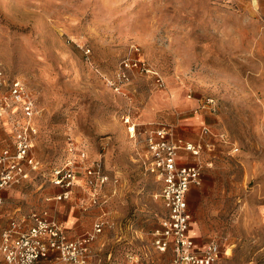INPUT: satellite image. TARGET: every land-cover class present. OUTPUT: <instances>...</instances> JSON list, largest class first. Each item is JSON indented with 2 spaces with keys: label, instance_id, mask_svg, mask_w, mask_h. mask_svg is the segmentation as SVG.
Segmentation results:
<instances>
[{
  "label": "rangeland",
  "instance_id": "rangeland-1",
  "mask_svg": "<svg viewBox=\"0 0 264 264\" xmlns=\"http://www.w3.org/2000/svg\"><path fill=\"white\" fill-rule=\"evenodd\" d=\"M124 59L157 71L163 87ZM0 69L35 98L33 149L45 166L43 176L0 193L2 226L10 215L65 203L48 198L47 175L67 157L70 136L109 178L100 201L109 224L84 264H168L170 250L152 245L166 215L154 198L159 184L142 163L146 130L164 123L210 145L188 193L190 233L219 245L213 264H264V0H0ZM173 88L187 106L155 105L174 99ZM194 114L198 122L187 123ZM75 204L80 234L102 213Z\"/></svg>",
  "mask_w": 264,
  "mask_h": 264
},
{
  "label": "built area",
  "instance_id": "built-area-1",
  "mask_svg": "<svg viewBox=\"0 0 264 264\" xmlns=\"http://www.w3.org/2000/svg\"><path fill=\"white\" fill-rule=\"evenodd\" d=\"M121 65L154 76L155 83L163 87L161 75L136 59H124ZM124 75V73H123ZM0 116L10 105L21 109V117L13 121L15 133L13 147L0 148V191L12 184L30 179L32 172L43 171V163L37 160L30 150L36 129L32 123L38 112L35 98L19 78L8 79L0 69ZM130 137H134L136 123L127 114L123 117ZM202 132H208L207 127ZM203 149L201 141L191 142L177 137L173 126L158 123L146 130L145 159L143 168L161 183L160 197L166 215L153 232V246L160 252L168 249L172 258L168 264H213L219 254V245L211 241L201 250H196L194 241L188 234L191 214L188 210L186 193L201 181ZM236 149V148H235ZM187 151L192 162H179V151ZM78 173L90 187L88 205H100L99 195L109 180L100 159L87 160L85 151L76 141L67 137V157L59 164L49 168L47 180L61 188L54 196L56 200L70 197L78 181ZM29 221L25 228L22 224ZM109 221L104 214L97 217L92 228L80 236L69 239L62 225L45 211H30L27 215L11 219L7 226L0 227V264H36L50 253L55 259L67 264H80L88 253L90 243Z\"/></svg>",
  "mask_w": 264,
  "mask_h": 264
},
{
  "label": "crops",
  "instance_id": "crops-1",
  "mask_svg": "<svg viewBox=\"0 0 264 264\" xmlns=\"http://www.w3.org/2000/svg\"><path fill=\"white\" fill-rule=\"evenodd\" d=\"M175 89V90H174ZM5 91V88H3L1 91H0V96H1V94L3 93ZM172 92L173 93H171L172 94V96H173V94H174V99H164L163 100V102H162V104L160 103V104H155V105H157L158 107H161V106H166V107H169V106H172L173 105V103H175V104H179V106H181V107H183V106H187V101H185L184 99H183V97H182V95H181V91H178V90H176V88H173L172 89ZM172 98V97H171ZM38 113V112H37ZM36 113V114H37ZM36 114L34 115V117H33V119H32V123H33V125H34V127L36 126V124H35V121H34V119H35V116H36ZM21 115H22V113H21V109H20V107L18 106V105H16V104H12V105H10L9 106V108H8V110H7V112L3 115V116H0V128H1V130L4 132H2L3 134H8L9 136H10V141H8L7 143H1V141H0V148H4V147H8V148H10V149H12V147H13V136H14V133H15V128H14V125H13V121L15 120V119H18V118H20L21 117ZM201 115L200 114H194V115H192V116H189L188 117V119H187V123H191V124H196L197 122H198V120H199V117H200ZM35 129H36V127H35ZM37 132V131H36ZM177 136V135H176ZM178 137V136H177ZM74 139V138H73ZM75 141H76V143L85 151V153H86V156H87V160H90V157H89V155H88V153H87V150L85 149V147H84V145L80 142V141H78V140H76V139H74ZM192 142H198V141H201V140H198V141H193L194 139H190ZM202 143H203V149L204 148H206V147H208V148H210V145H209V143L208 142H204V141H201ZM33 147H34V141H33V146H32V148H31V150H30V153L37 159V160H39V161H41L42 162V159H40L39 157H37L36 156V154H35V152H34V149H33ZM203 149H202V151H203ZM66 153H67V141H66ZM178 161L179 162H182V161H184V162H187V163H189V162H192L193 161V158L189 155V153L187 152V151H183V150H181V151H179V156H178ZM44 168H45V166L43 165V168L41 169L42 171H43V173L45 172V170H44ZM49 169V168H48ZM43 173H41V174H39V172H32L31 173V178L30 179H26V180H22L21 182H19V183H16V184H12V185H10V186H8V187H11V186H15V185H18V184H20V183H24V182H32L34 179H36L38 176H43L44 174ZM148 173V172H147ZM79 175H78V181H77V185L73 188V190H72V192H71V195H70V197L69 198H67V199H63V200H65V203H63V204H60V206H59V208H58V210L57 211H53L52 213H50V212H48L47 210H45V209H42V210H31V211H45V212H47V214L50 216V217H52V218H54V219H56L61 225H62V227H63V229H64V231H65V233H66V235H67V237L69 238V239H74V238H76V237H78V236H80L81 234H83L84 232H86V231H84L83 233H80V234H78L79 233V231H75V230H73L74 228H75V225H76V220H75V217H73L72 216V209L74 208V206H76V204L75 203H77L78 205H79V202H80V205H79V207L80 208H85V206L87 205V201H88V197H89V190H90V187L89 186H87L85 183H84V178H83V175L81 174V173H78ZM150 174V173H149ZM152 175V174H151ZM50 183V182H49ZM51 185H52V187H50L49 188V190L52 192V193H54L53 194V196H50V197H48L49 199H54V200H56L55 198H54V196L56 195V194H58L60 191H61V188L60 187H58V186H56V185H53L52 183H50ZM158 184H159V191L156 193V194H154V198H159L160 199V201H161V203H162V199H161V197H160V190H161V183L160 182H158ZM193 186H195V185H193ZM8 187H6V188H4V189H2L1 191H0V193L3 191V190H5V189H7ZM192 187V186H191ZM191 187H190V189H191ZM189 189V190H190ZM189 190L187 191V193H186V199H187V205H188V193H189ZM100 197H99V200L100 201H105L104 199H102L103 198V194H102V189H101V191H100V195H99ZM71 199H75L76 201H73V200H71ZM79 200V201H78ZM85 200H87V201H85ZM58 201V200H57ZM82 202V203H81ZM106 202V201H105ZM95 206H99L98 208L101 210V213L102 214H104V211H103V207H100L101 206V204L100 205H95ZM162 206H163V203H162ZM55 206H54V210H55ZM163 208H164V206H163ZM164 210H165V212H166V209L164 208ZM188 210H189V206H188ZM30 212V211H29ZM28 212V213H29ZM189 212H190V210H189ZM27 213V214H28ZM190 214H191V212H190ZM99 215V214H98ZM101 215V214H100ZM17 217H19L18 216V214H13V215H10L9 217H8V219H7V222H6V224L4 225V226H2L1 224H0V227L1 228H3V227H5V226H7V224H8V222L11 220V219H13V218H17ZM97 217H99V216H97ZM191 222H192V220H190V225H189V229H188V234L190 235V237L193 239V241H194V246H195V249L196 250H201L205 245H207L208 243H204V242H198V240H196V236H194L193 234H191L190 233V231H191ZM29 225V221L27 220L26 222H24L23 224H22V227L23 228H25V227H27ZM92 228V227H91ZM156 229V228H155ZM154 229V230H155ZM90 230V229H89ZM88 231V230H87ZM81 232V231H80ZM154 232V231H153ZM78 234V235H77ZM152 242H153V237H152ZM153 245V244H152ZM168 250H170V249H168ZM168 250H166V251H168ZM165 252V251H164ZM170 252H171V250H170ZM89 254H90V248H89V251H88V253L85 255V257H84V259H83V262L82 263H80V264H84L87 260H88V257H89ZM172 252H171V258H172ZM171 260V259H170ZM52 263H61V262H59V261H57L56 259H55V253H50L49 255H47L46 257H44V258H41L40 260H38L37 261V263L36 264H52ZM66 264V263H65Z\"/></svg>",
  "mask_w": 264,
  "mask_h": 264
}]
</instances>
